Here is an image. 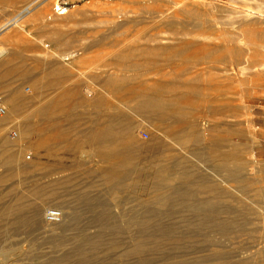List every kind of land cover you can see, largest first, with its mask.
Returning a JSON list of instances; mask_svg holds the SVG:
<instances>
[{
	"label": "rangeland",
	"instance_id": "obj_1",
	"mask_svg": "<svg viewBox=\"0 0 264 264\" xmlns=\"http://www.w3.org/2000/svg\"><path fill=\"white\" fill-rule=\"evenodd\" d=\"M56 4L66 7L65 15L55 14ZM29 5L8 32L10 38L0 41V52L7 51L0 102L9 108V92L21 96L16 114L0 125V159H12L9 169L0 167V264H40L44 259L38 252L52 258L69 251L71 246L53 250L46 241L54 236L47 214L83 211L77 201L82 195L100 198L98 211L110 216L90 225L89 214L82 212L80 226L95 244L62 264L248 260L255 250L237 258L238 248L253 238L248 232L229 240L205 227L187 228L184 221L195 219L177 205L155 204L164 214L158 223L172 231L146 238L133 253L132 245L142 238L122 213L137 203L117 207L100 181L130 161L171 167L183 159L194 178L216 187L217 194H207L220 200L213 198L214 203L232 211L249 206L255 223L262 219L237 190L232 173L238 157L253 182L244 194L261 204L264 0H0V27ZM68 54L75 58L58 61ZM109 119L131 122L124 139L131 153L113 154L106 144L88 142V132L103 131ZM19 120L31 126L22 140ZM134 192L145 201L159 195L145 184L129 189ZM16 208L25 217L40 210L41 229L10 232L19 219L11 213ZM219 215L228 217L225 210ZM256 237L264 238V230ZM26 254L34 255L23 261Z\"/></svg>",
	"mask_w": 264,
	"mask_h": 264
},
{
	"label": "bare ground",
	"instance_id": "obj_2",
	"mask_svg": "<svg viewBox=\"0 0 264 264\" xmlns=\"http://www.w3.org/2000/svg\"><path fill=\"white\" fill-rule=\"evenodd\" d=\"M25 9L26 11H29L31 6L29 5ZM262 12L264 13V11ZM20 19L21 17L15 18L0 27V41L5 40V38H10V36L7 35L8 32L12 26L19 25ZM6 52L5 49L0 52V81L7 75V71L4 69L5 65H7L5 59ZM73 58H75V54L64 55L59 58V60L56 59L59 62H68ZM20 97L21 96H18L13 92H9L6 99L9 108L6 109H9L10 111L9 113L6 111L5 115L0 116V125H7L10 117L9 115L16 114L17 108L21 107ZM17 123L21 133L19 140H22L25 132L29 131L31 126L21 123L20 120ZM130 123V121H124V123L121 124H114L113 120L110 121L109 119L108 125L103 131L90 130L87 134V140L92 145L106 144L108 150L113 152V154L131 153L132 149L127 147L124 141V139L131 134L132 124ZM181 149L183 150L182 146ZM236 161V167L234 169L236 172L233 171L232 173L236 174L234 177L232 176L234 178L232 180L239 184L240 189H237L238 191L247 193L249 192L248 186L253 182H251V179L245 175V163L238 157ZM11 163V158H5L2 156L0 167L9 169ZM175 169L176 173H172L171 170ZM222 171L225 172L224 170ZM194 176L195 173L187 169L185 161L183 159H178L171 167L167 164L141 167L140 164L130 161L127 164L118 166L112 175L106 174L101 178L100 182L102 186L107 189V193L112 196L117 207L130 203H137V205L132 207V210L129 213H122L124 216L128 217L126 224L135 230L138 236L137 238H142V242L132 245L131 251L133 253H138L139 249L147 244L146 238H149L150 236H156L159 232V234L164 235L172 231L169 226L158 223V218H161L164 214L156 209L155 204H160L162 208L177 205L189 209L190 214L187 215V217L195 219L184 221L187 228L193 226L197 227L199 230L202 227H205L208 231L215 232L221 236H226L229 240L236 239L246 232L253 237L246 247L238 248L237 258L242 254H248L252 250L256 251L249 256L248 260L239 259L233 261L231 259L219 257L217 258V264H264V238L256 237V234L264 230V189H258V191L261 190V192L258 193L263 194H259L260 199L262 198L261 204L254 203L242 193L244 200L251 201V205L256 207L258 216L262 217V219L255 223L253 219V215L255 214L253 211L254 208L249 206H238V211H232V206L220 204L221 202L214 203L213 198L216 197L211 198L210 196H207V194H217L218 190L216 187L206 179L201 177L194 178ZM191 177L194 178V180L190 181ZM141 184H145L152 192L159 193L158 196L153 198L152 201L154 202L143 200V195L140 196L137 192L129 193V189H135ZM77 201L84 204L82 208L83 211H73L69 214L68 212H63L61 213L62 219L59 224L51 222L47 223V227L54 236L51 235V238L46 241L50 243L53 250H61L65 246H71V248L60 256L52 258H47L44 253L38 252V255L43 256L44 259L40 264H62L65 260H69L70 256H78L77 253L82 252L87 244H95L92 238L89 235H86L85 229L80 226L82 212L89 214L90 220H88V223L90 225H95L96 223L99 224L105 216L109 217L110 214H100L98 210L100 207H103V202L98 197L88 198V196L82 195L78 197ZM217 201L220 200L217 199ZM223 210H225V214H227L228 217L220 219L219 212ZM40 212V210H35L30 216L25 217L22 208L13 209L11 213L19 219L12 221V230L10 232L14 234H26L40 230L43 226ZM259 224L262 225V227L259 226ZM194 232H196V230L190 232L185 231V235L190 236L193 235ZM38 246H40L39 242L37 248ZM33 255L34 254H26L22 260L25 261ZM258 258L260 260H258ZM252 259L254 261L250 262L249 260Z\"/></svg>",
	"mask_w": 264,
	"mask_h": 264
},
{
	"label": "built area",
	"instance_id": "obj_3",
	"mask_svg": "<svg viewBox=\"0 0 264 264\" xmlns=\"http://www.w3.org/2000/svg\"><path fill=\"white\" fill-rule=\"evenodd\" d=\"M24 11H26V9H24L21 12H19L18 15L16 16V18H18L19 16H21L24 13ZM54 12L58 16H63V15H65V13L67 11H66V7L64 5L58 4L57 6L54 7ZM5 114H6V108L0 102V116L5 115ZM11 136L12 137H17V132L16 131H12L11 132ZM0 162H1V159H0ZM61 213L62 212H60L58 210H51V211H49L48 214H47L48 220L51 221V222H58V221H60L61 218H62Z\"/></svg>",
	"mask_w": 264,
	"mask_h": 264
}]
</instances>
